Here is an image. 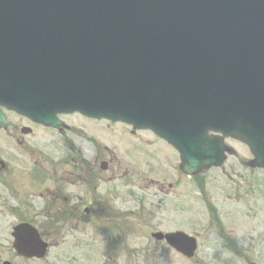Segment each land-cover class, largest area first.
Here are the masks:
<instances>
[{"label":"water","instance_id":"1","mask_svg":"<svg viewBox=\"0 0 264 264\" xmlns=\"http://www.w3.org/2000/svg\"><path fill=\"white\" fill-rule=\"evenodd\" d=\"M0 104L54 126L78 110L150 127L187 173L221 163L220 131L264 167V0H0ZM12 235L19 255L45 254L29 223Z\"/></svg>","mask_w":264,"mask_h":264},{"label":"rangeland","instance_id":"2","mask_svg":"<svg viewBox=\"0 0 264 264\" xmlns=\"http://www.w3.org/2000/svg\"><path fill=\"white\" fill-rule=\"evenodd\" d=\"M7 115L12 123L21 120L23 124H30L13 113ZM60 118L70 129L80 130L68 128L50 132L32 126L34 132L28 136L26 149L38 146L40 152L47 155L46 159L55 160L66 152V148L70 150L72 141L74 153L86 158L98 154L110 160L113 168H119V178L123 177L124 168L133 183L125 186L121 180L123 189L115 191H131L132 195L127 193L123 198L111 199V204L117 203L125 212V218L112 217L105 225L93 227L66 225L60 229L57 225L36 224L50 247L45 257L27 260L17 257L10 246V231L15 219L9 215L7 204L17 207L18 203L8 198L6 189L0 188V264L3 260L11 261V264H249L251 261L264 264V171L247 164L251 155L246 145L235 139H224L228 148L231 147L229 152L225 153L220 167L206 168L195 175L205 183L201 181L198 188L193 177L181 178L177 173V152L152 132L76 114ZM15 131L10 128H6L5 134L0 131V154L13 161V165L19 160L15 157L16 152H22L20 144L15 146L16 152L7 145L10 143L7 136L15 139L14 142L21 136ZM31 137H39V144L33 146L35 140ZM78 144L81 151L76 147ZM102 144L107 146V151L101 152ZM233 151L241 158L238 164ZM169 183L171 187L167 186ZM108 186L114 190L112 183ZM216 212L223 219L225 232L238 238L244 247L240 256L214 250L223 248L219 227L213 225L212 214L216 215ZM116 226L123 230L120 235ZM172 228L197 234L199 249L195 257L187 259L150 236L152 231Z\"/></svg>","mask_w":264,"mask_h":264},{"label":"flooded vegetation","instance_id":"3","mask_svg":"<svg viewBox=\"0 0 264 264\" xmlns=\"http://www.w3.org/2000/svg\"><path fill=\"white\" fill-rule=\"evenodd\" d=\"M10 113L30 123L26 125L21 123V120L12 123L6 114L8 118L6 128H10L12 131L15 129L14 133L21 134L16 142H14L15 139L7 136L10 140L7 145L12 147L15 152L17 144L22 147V152L15 154V157L19 158L16 160V165L0 154V188L6 189L8 198L11 201L12 199L16 200L18 203L17 207L7 204L9 215L15 219L11 227L24 221L33 224H55L59 225L60 229L66 225L74 228L79 225L93 227V225H105L112 217L120 218L122 216L121 218H125V212L120 210L117 203L116 205L111 204V199L123 198L127 193L115 191L116 189L111 191L109 186L106 187L118 171L110 165V160H106L98 154L97 157H82V155L73 152L75 150L72 141L69 145L70 150L66 148V152L62 153L60 158L48 160L45 153H40L41 150L38 146L35 148L30 146L28 149L25 147L28 136L34 132L32 126L44 128L24 116L14 112ZM6 128L0 129V131L5 134ZM68 128L70 129V126L66 124L65 127L56 131L61 132L62 129ZM72 129L78 131V128L71 127L70 130ZM31 138L35 140L32 142L33 146L39 144L37 143L39 137ZM102 147L101 152L107 151V146L103 145ZM18 163L21 165L17 166ZM130 183L131 181L128 182V184ZM99 187L105 189H98ZM140 200H142L141 197ZM29 209H33L31 210L32 214ZM222 251L231 254L241 253V250L232 248L229 244H226V248Z\"/></svg>","mask_w":264,"mask_h":264},{"label":"bare ground","instance_id":"4","mask_svg":"<svg viewBox=\"0 0 264 264\" xmlns=\"http://www.w3.org/2000/svg\"><path fill=\"white\" fill-rule=\"evenodd\" d=\"M78 145H79V144H78ZM234 155H236V157H238V156H239V155H238V153H237V154L235 153Z\"/></svg>","mask_w":264,"mask_h":264}]
</instances>
